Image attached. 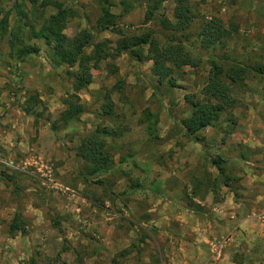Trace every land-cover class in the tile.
Wrapping results in <instances>:
<instances>
[{"label": "rangeland", "instance_id": "1", "mask_svg": "<svg viewBox=\"0 0 264 264\" xmlns=\"http://www.w3.org/2000/svg\"><path fill=\"white\" fill-rule=\"evenodd\" d=\"M49 1L61 2L69 12L64 31L69 39L87 29L113 46L119 40L97 28L104 0H0V23L9 18L8 29L0 35V96L4 94L2 100L21 124L18 143L0 146V264H174L176 254L193 252V232L179 230L180 220L219 219L211 204L221 200L224 187L220 180L214 185L218 173L211 162L223 158L227 174L239 180L235 199L242 200L245 191L232 161L249 152L230 148L237 128L234 109L211 127L216 141L207 138V130L198 140L183 133L180 125L191 108L185 97L204 100L212 60L224 68L234 61L247 69L244 82H227L237 104L247 80L264 92V50L257 48L264 43V19L246 17L241 0H191L195 18L190 28L172 34L160 21L173 20V1L164 3L156 20L146 25L148 0H109L119 28L127 33L150 29L162 44L175 37L198 67L175 70L176 88H171L168 81L159 85L152 62L122 55L91 71L90 86L76 93L68 68H55L52 48L31 36V27L38 31L57 14L44 7ZM260 7L264 11V4ZM20 11L28 16L23 23ZM212 19L222 20L231 38L203 50L202 29ZM19 27L25 43L41 49L38 56L19 61L11 54L10 35ZM107 94L114 105L110 116L103 111ZM71 95L79 97L84 112L65 125L60 117ZM0 106L6 109L5 102ZM96 131L106 133L105 152L113 164L109 171L90 176L78 153ZM195 187L193 202L199 208L189 205ZM16 217L24 223L18 221L23 232L12 231Z\"/></svg>", "mask_w": 264, "mask_h": 264}, {"label": "trees", "instance_id": "2", "mask_svg": "<svg viewBox=\"0 0 264 264\" xmlns=\"http://www.w3.org/2000/svg\"><path fill=\"white\" fill-rule=\"evenodd\" d=\"M168 1H173L176 4L173 20L166 18L161 20V28L172 34L185 32L190 28L192 20L195 18L191 0H148L145 24L154 22L157 12ZM111 6L109 0L103 1L97 28L99 33L112 32L119 36V40L114 46L107 39L97 40L95 35L87 29L79 32L72 40L69 39L64 34L69 12L61 2L52 3L49 1L44 3V7L54 8L57 14L46 19L40 30L36 31L34 27H31L32 39L43 41L45 46L52 48L50 63L55 68L63 66L68 68V75L73 80V88L76 93L90 86L91 79L88 78V75L91 71L98 70L102 62L115 61L122 55L136 59L139 63L152 62V70L158 78L159 85L162 86L165 81H168L171 88H176L172 77L175 70L185 67H198L197 61L186 51L184 43L175 37L166 38L165 43L162 44L150 29H139L138 32L127 33L124 29L119 28L118 16L112 13ZM19 14L22 23L28 19L23 11H20ZM8 24L9 18L6 15L0 23V35L2 37L8 29ZM17 32V34L11 33L10 35L9 49L11 54H16V59L19 61L30 56H38L41 49L27 45L22 39L23 28L19 27ZM230 38L231 33L224 26L222 20L212 19L202 29V49L206 50L216 45H225ZM18 45L21 47H18ZM87 50H90L89 54L86 53ZM112 68L111 73H116V66L113 65ZM246 74L247 69L238 62L232 61L229 67L224 68L215 60L210 61L207 84L202 91L204 100L199 99L196 95L185 97V102L191 108L189 116L180 125L182 132L188 137L198 140V136L213 127L221 114L235 109L237 101L232 96L227 82L231 85L244 82ZM105 101H107V105L103 107V111L106 116H110L113 113L114 105L109 94L105 96ZM65 106L66 111L60 117V122H64L65 125L76 121L84 112V107L77 95H71L70 100L65 101ZM105 134L96 131L87 136L82 149L78 153V156L85 162L87 174L90 176H98L100 173L109 171L113 164L112 158L107 156L105 152ZM223 164L222 157H216L211 162L218 173L214 185L217 186L220 180L221 186L227 188L236 196L237 192L234 191L236 190L234 187L237 186L239 180L228 175ZM197 190L198 187H195L192 197H189V205L192 208H199L193 202L198 196ZM215 192L214 194H216ZM18 221L24 225L20 217H16L12 225V231L23 232L22 225L18 224Z\"/></svg>", "mask_w": 264, "mask_h": 264}, {"label": "crops", "instance_id": "3", "mask_svg": "<svg viewBox=\"0 0 264 264\" xmlns=\"http://www.w3.org/2000/svg\"><path fill=\"white\" fill-rule=\"evenodd\" d=\"M263 1L241 0L240 5H246L245 16L252 14L255 19H264V14H261L264 11L260 9ZM262 46L264 43L257 48L264 50ZM245 84L246 92L239 97V104L233 110V120L237 128L232 136L235 144L230 147L238 148L239 151L249 150L248 153L237 154L236 161H232L233 165H238L237 177L241 179L244 195L242 200H236L232 192L223 188L220 193L221 200L212 201L211 204L212 211L217 212V221L215 218L208 223L180 220L179 230L193 232V252L176 254L171 259L174 264H264V225L254 219L255 213L261 210L260 196L264 192V92L256 91L258 88L248 80ZM4 98L2 94L0 105L5 102L6 109L0 106V146L7 149L20 140L17 132L21 124L14 120L18 115L15 110L9 109L8 101L2 100ZM210 129H207L206 136L211 137L209 140L216 141L218 135L215 128ZM208 245L211 247L208 248ZM216 245L221 248L219 258L213 254Z\"/></svg>", "mask_w": 264, "mask_h": 264}, {"label": "built area", "instance_id": "4", "mask_svg": "<svg viewBox=\"0 0 264 264\" xmlns=\"http://www.w3.org/2000/svg\"><path fill=\"white\" fill-rule=\"evenodd\" d=\"M260 203L262 204V207H261V210L258 211V214H257V219H258V222L261 224V225H264V192L261 194L260 196ZM220 247L218 245L214 246V251H213V254L214 256H216L217 258L220 257Z\"/></svg>", "mask_w": 264, "mask_h": 264}]
</instances>
